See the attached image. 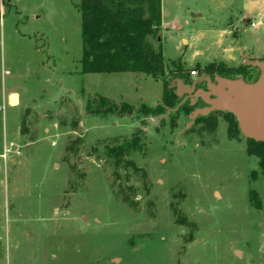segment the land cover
<instances>
[{"label":"rangeland","instance_id":"rangeland-1","mask_svg":"<svg viewBox=\"0 0 264 264\" xmlns=\"http://www.w3.org/2000/svg\"><path fill=\"white\" fill-rule=\"evenodd\" d=\"M79 3L0 5V264H264L259 159L229 134L236 117H191L217 98L195 97L199 78H259L264 0H162L150 40L178 107L123 116L93 100L155 106L163 81L82 72ZM134 135L142 148L116 166L109 148Z\"/></svg>","mask_w":264,"mask_h":264},{"label":"trees","instance_id":"trees-1","mask_svg":"<svg viewBox=\"0 0 264 264\" xmlns=\"http://www.w3.org/2000/svg\"><path fill=\"white\" fill-rule=\"evenodd\" d=\"M78 7L83 42L82 72H143L162 80L164 85L162 100L155 106L143 103L134 108L125 103L95 98L93 104H97L98 112L123 116L135 112L150 114L176 109L177 94L164 76L163 46L159 42L158 47H155L150 40H160L158 34L163 25L162 0H80ZM220 71V76L228 79H234L232 75L237 74L222 73L224 68ZM226 112L236 117L232 112ZM212 113L197 118H209ZM240 132L238 121L231 122L229 134L237 138ZM141 148L140 136L134 135L131 140L109 148L108 153L114 158L116 166H120L126 156ZM247 152L258 157L259 165L264 170V141L248 138ZM128 162L134 164L132 160ZM250 198L253 205L261 209L262 203L256 191L251 190Z\"/></svg>","mask_w":264,"mask_h":264},{"label":"water","instance_id":"water-1","mask_svg":"<svg viewBox=\"0 0 264 264\" xmlns=\"http://www.w3.org/2000/svg\"><path fill=\"white\" fill-rule=\"evenodd\" d=\"M254 66L261 71L259 78L248 83L243 79H228L202 77L194 81L193 89L202 82L207 85V91L198 89L195 97L215 98L210 106L197 108L193 111L192 119L208 115L215 111L232 112L238 119L243 135L257 141H264V61H255ZM181 85V84H180ZM184 87V86H183ZM172 110V109H169Z\"/></svg>","mask_w":264,"mask_h":264},{"label":"bare ground","instance_id":"bare-ground-1","mask_svg":"<svg viewBox=\"0 0 264 264\" xmlns=\"http://www.w3.org/2000/svg\"><path fill=\"white\" fill-rule=\"evenodd\" d=\"M11 102H12V105H17L18 102H19V97L17 94H13L11 95Z\"/></svg>","mask_w":264,"mask_h":264},{"label":"crops","instance_id":"crops-1","mask_svg":"<svg viewBox=\"0 0 264 264\" xmlns=\"http://www.w3.org/2000/svg\"><path fill=\"white\" fill-rule=\"evenodd\" d=\"M19 1V0H18ZM163 18H164V13H163ZM221 45H224L225 44V42H223V43H220ZM10 91V90H9ZM8 91V92H9ZM15 91V94H17L18 95V97H19V100H21V96H20V93L17 91V90H14ZM8 92H7V94H8Z\"/></svg>","mask_w":264,"mask_h":264},{"label":"built area","instance_id":"built-area-1","mask_svg":"<svg viewBox=\"0 0 264 264\" xmlns=\"http://www.w3.org/2000/svg\"><path fill=\"white\" fill-rule=\"evenodd\" d=\"M18 1V0H17ZM4 3V0H0V5H1V7H2V4ZM252 26H256V23H252Z\"/></svg>","mask_w":264,"mask_h":264}]
</instances>
